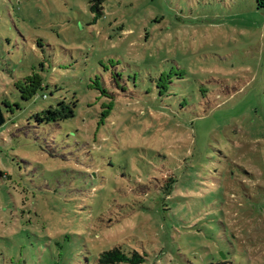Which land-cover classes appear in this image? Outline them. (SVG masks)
Returning a JSON list of instances; mask_svg holds the SVG:
<instances>
[{
    "label": "rangeland",
    "instance_id": "obj_1",
    "mask_svg": "<svg viewBox=\"0 0 264 264\" xmlns=\"http://www.w3.org/2000/svg\"><path fill=\"white\" fill-rule=\"evenodd\" d=\"M0 104V264H264L258 0H0Z\"/></svg>",
    "mask_w": 264,
    "mask_h": 264
},
{
    "label": "trees",
    "instance_id": "obj_2",
    "mask_svg": "<svg viewBox=\"0 0 264 264\" xmlns=\"http://www.w3.org/2000/svg\"><path fill=\"white\" fill-rule=\"evenodd\" d=\"M258 6L259 8H264V0H258ZM94 10V8H92ZM172 74H163L159 80L158 84V90L160 95H164L169 92L170 85L172 83ZM108 93V91L106 90ZM76 104L71 107L70 105H67L65 102H60L56 108H50L48 110H44L41 113L36 115V119L40 123H57L63 120H67L69 118H72L75 116L74 107ZM101 122L104 123V114H102ZM6 124V113L4 111V107L2 104H0V128H2ZM105 263L107 264H119V263H131V264H141L143 260H131L125 256L117 255L114 257H108L106 256L104 258Z\"/></svg>",
    "mask_w": 264,
    "mask_h": 264
}]
</instances>
